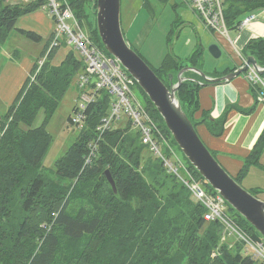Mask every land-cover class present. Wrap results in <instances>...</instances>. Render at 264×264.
Instances as JSON below:
<instances>
[{"label": "trees", "instance_id": "16d2710c", "mask_svg": "<svg viewBox=\"0 0 264 264\" xmlns=\"http://www.w3.org/2000/svg\"><path fill=\"white\" fill-rule=\"evenodd\" d=\"M67 1L82 25L96 14L97 0ZM142 1L143 8L154 12L151 0ZM46 3L47 0L16 3L0 0V51L10 32L17 29L18 19ZM223 3L229 30L240 28L247 15L264 8V0H223ZM17 30L32 39H43L34 31ZM90 35L108 52L97 27ZM55 49L41 68L38 63L33 65L0 125V264H264V260L246 251L243 241L237 239L238 245L230 247L223 239L224 224L205 219L206 207L143 143L139 130L132 133L130 125L114 126L99 138L97 126L108 113L106 91H101L99 100L89 106L86 127L81 129L78 140L57 160L56 175L71 184L75 182L74 186L60 185L39 172L28 179L32 170L40 169L52 144L48 123L74 78L85 69V63L74 50L59 64H53ZM46 50L47 47L42 56ZM243 54L255 56L264 67V38L250 40ZM202 65L203 48L198 47L184 60L168 53L155 71L169 86L171 73L177 74L185 66L202 69ZM234 69L236 66L217 70L213 76ZM186 75L192 79L181 85L177 96L196 128L205 125L213 136L220 137L232 110L245 114L256 110L257 104L249 108L228 104L218 118H213L209 111L198 117L203 86L198 80L204 79L193 71ZM254 91L257 94L256 87ZM143 93L151 106V115L171 136L161 114ZM42 109L45 112L42 125L31 127ZM95 144V153L87 163ZM263 152L264 129L238 176H234L240 184L252 166L264 169ZM188 162L206 188L216 191ZM108 169L116 180L117 192L105 174ZM72 205L74 210L70 208ZM228 206L236 214L232 219L245 232L256 240L263 238L243 215L229 203Z\"/></svg>", "mask_w": 264, "mask_h": 264}, {"label": "rangeland", "instance_id": "374dc122", "mask_svg": "<svg viewBox=\"0 0 264 264\" xmlns=\"http://www.w3.org/2000/svg\"><path fill=\"white\" fill-rule=\"evenodd\" d=\"M9 1L14 3L24 2L23 0ZM91 2L93 3L94 1L92 0ZM142 2V0H121V24L125 38L127 39L129 45L137 50L154 70L159 69L163 59L168 53L175 54V56L184 60L191 55L194 49L198 47L203 48L202 70L209 75H212L217 70L222 69L230 63H234L235 60L236 64L233 67L236 66L237 68L240 66L237 65L239 64V59L236 56V51L230 46L232 48V52L231 57H229L226 48L218 38L219 34L217 32L214 34L211 30L209 31V29L205 27L199 13L196 10L194 11L189 5L182 3L181 0H170V2L167 3L159 0H151L154 12H150L142 7ZM45 12L49 17L48 19L55 24V21L53 22L51 19L49 11ZM30 21L32 22V19H30ZM183 21L184 24H186L184 26L181 25ZM16 27L20 26L16 25ZM83 27L89 34H91L95 27H97V14L91 17L90 22L85 21ZM15 30L16 29H13L10 32L9 37L2 44L0 51V125L2 118L7 114L17 95L21 91H17L18 94L17 92L5 91V88L8 87L7 76L3 74V67L6 66L5 63L7 61H12V64L20 67L22 64L26 63L28 59H34L41 55L47 41L46 39L44 41L35 40L24 34V36H22ZM214 43H218L223 50L222 55L218 58L213 56L209 51L210 45ZM96 44L99 45L97 42ZM48 47L49 44L47 48ZM14 49H18L16 53L17 56L21 55L20 58H18V62L14 61L11 57L10 52H13ZM56 49L57 51L53 58V64H59L70 50L75 51V49H73L71 45L66 44L63 39L61 40V45ZM76 55L78 58H81L77 52ZM41 58L42 57L38 58L34 64L38 63ZM243 74L246 76L245 72ZM165 75L166 73L163 72L165 80L168 81ZM26 80L27 78L25 79L24 84ZM77 82L78 76L74 78L69 90L61 99L59 108L48 123L47 129L53 136L52 144L44 157L43 164L40 169L38 171L32 170L27 176L28 179L33 177L35 173L39 172L40 174L46 176V179L56 181V183L60 185L74 186L75 182L71 184L70 181L56 175V164L57 160L63 157L70 147L78 140L81 133L82 128L72 124L70 121V118L75 112V105L79 101L78 95L80 93V89L78 88ZM132 90L135 97L146 107L147 112L151 114V106L148 103L142 88L135 83L132 86ZM257 97L258 90L256 98ZM257 101L260 102L258 98ZM44 115V109L40 110L31 127L42 125L45 117ZM128 120L129 119L127 118H123L114 125L115 127H127L130 125V132L135 133L136 128L133 123ZM152 120L156 127L162 132L160 135L161 139H168L171 147L174 149V151H172L171 147H167V154L171 155L173 158L174 155L179 158L182 157L183 161L189 163L178 143L176 141V143L174 142V137L172 135H167V132L163 131L159 126V121H155L153 116ZM24 128H29V126L24 125ZM196 129L203 142L206 144L203 138V133H209L207 127L205 125H200ZM162 144L163 147L166 145L165 142H162ZM206 146L209 148L207 144ZM190 170L193 171L192 168H190ZM251 180L256 183L255 185H258V183H264V177L260 173L252 176ZM241 185L253 195L262 200L264 199V193L256 191L254 188L256 187L255 185L247 186L244 182H241ZM17 205L18 203L16 202V204H13V207L16 208ZM70 208L71 210H74L73 205ZM227 211L230 216H236L235 212L230 210L228 205ZM223 239H226V242H228L231 248L238 245L237 237L234 235L225 234ZM214 254L216 253H213V255Z\"/></svg>", "mask_w": 264, "mask_h": 264}, {"label": "built area", "instance_id": "2783aa9c", "mask_svg": "<svg viewBox=\"0 0 264 264\" xmlns=\"http://www.w3.org/2000/svg\"><path fill=\"white\" fill-rule=\"evenodd\" d=\"M181 2L199 13L207 29L213 33L217 32L218 36H223L232 44L223 0H181ZM45 7L48 8L50 16L55 21V28L45 55L38 61L39 68L45 63L49 53L61 45L62 39L75 49L85 63V69L78 75L79 101L70 118L71 123L84 129L89 106L99 100L98 96L101 91H106L108 113L97 126L99 138L123 118L131 120L134 127L140 131L143 143L154 155L163 160L169 171L175 173L191 191L193 197L206 207L205 219L221 221L224 224L223 238L225 234L236 236L245 243L246 251L264 260V238L256 240L245 232L228 214L226 199L218 191L208 190L203 179L190 170L189 163L183 161L182 157L174 155V159L167 154V147L171 145L168 139H161L162 132L154 124L152 115L135 97L132 90L133 84L136 83L135 79L122 62L94 42L67 0H47ZM256 17V12L250 13L242 20L240 27L247 26ZM234 50L239 59L238 65H242L247 60V56L242 51ZM245 73L249 83L257 87L258 100L264 103V74L259 73L252 65ZM93 78L96 80L92 81ZM162 142L166 144L164 147ZM96 147V144L92 146L87 163L91 162V156L95 153ZM172 151H174L173 148Z\"/></svg>", "mask_w": 264, "mask_h": 264}, {"label": "water", "instance_id": "95a60500", "mask_svg": "<svg viewBox=\"0 0 264 264\" xmlns=\"http://www.w3.org/2000/svg\"><path fill=\"white\" fill-rule=\"evenodd\" d=\"M96 4L97 29L106 50L122 62L153 102L190 163L264 238V200L246 190L221 165L203 142L177 96L181 85L186 80L192 79L186 75V72L193 71L200 74L204 80H198V82L207 85L230 82L246 72L250 65L259 73L264 74V67L253 55L247 56V60L242 65L221 76L209 75L198 67L185 66L177 74H170V85L168 86L125 38L121 24V0H97ZM184 25L186 24L182 26ZM209 51L217 58L223 53L218 43L210 45ZM95 80V78L92 79V81ZM105 174L113 190L117 192L116 180L111 171L108 169Z\"/></svg>", "mask_w": 264, "mask_h": 264}, {"label": "crops", "instance_id": "0c3cea01", "mask_svg": "<svg viewBox=\"0 0 264 264\" xmlns=\"http://www.w3.org/2000/svg\"><path fill=\"white\" fill-rule=\"evenodd\" d=\"M42 9L49 11L48 8L43 6L29 14L21 16L16 25L20 26L17 27V29L31 30L40 34L43 37L42 41L46 39L47 41L43 49L44 52L52 38L55 24L48 19L49 17L46 12ZM256 13L257 17L247 26L231 30L230 37L232 44L223 36H218L223 46L226 48L229 57H231L232 48L243 51L250 40L259 37L264 38V8L258 10ZM30 19H32V22ZM17 29L15 31L24 36ZM17 51L18 49H14V51L10 53L12 59L18 62V58H20L21 55L17 56ZM42 54L34 59H28V61L20 67L12 64V61H7L5 63L6 66L3 67V74L7 76L8 87L5 88L6 92H17L21 90L25 79L28 78L31 73L34 62H36ZM235 61L219 69V71L232 68L236 64ZM200 104L201 111L197 113V116L200 117L202 112L209 111L213 118L220 117L228 104L237 105L242 108H249L257 104L256 110L251 114H245L236 109L232 110L229 114L228 121L226 122V129L222 136L215 137L210 132L208 134L203 133L204 141L216 154L222 166L232 176H238L241 168L244 166L246 157L264 129V103H257L254 86L249 83L245 74H241L230 82L203 85L200 89ZM261 162L264 164V152L261 157ZM258 173L264 177V169L258 166H252L241 182L246 183L247 186H254L256 183L252 182L251 177L258 175ZM255 186V189L259 188L261 190L260 192L264 193V188H262L264 187V183H258V185Z\"/></svg>", "mask_w": 264, "mask_h": 264}]
</instances>
